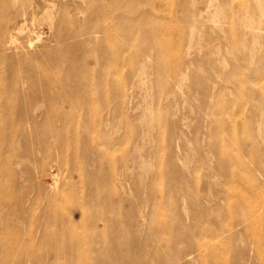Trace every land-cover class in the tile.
Wrapping results in <instances>:
<instances>
[{
	"label": "rangeland",
	"instance_id": "obj_1",
	"mask_svg": "<svg viewBox=\"0 0 264 264\" xmlns=\"http://www.w3.org/2000/svg\"><path fill=\"white\" fill-rule=\"evenodd\" d=\"M104 257L264 264V0H0V264Z\"/></svg>",
	"mask_w": 264,
	"mask_h": 264
},
{
	"label": "bare ground",
	"instance_id": "obj_2",
	"mask_svg": "<svg viewBox=\"0 0 264 264\" xmlns=\"http://www.w3.org/2000/svg\"><path fill=\"white\" fill-rule=\"evenodd\" d=\"M78 249H85V250H89L92 249V246L90 244H88L87 246H81L78 247ZM79 260V259H77ZM75 264V263H74ZM78 264H143V263H133L129 260H120V261H115L113 259H109L107 257L104 258H96V259H88L86 258L84 261H79Z\"/></svg>",
	"mask_w": 264,
	"mask_h": 264
}]
</instances>
